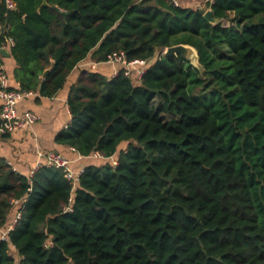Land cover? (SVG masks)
<instances>
[{
  "label": "trees",
  "instance_id": "16d2710c",
  "mask_svg": "<svg viewBox=\"0 0 264 264\" xmlns=\"http://www.w3.org/2000/svg\"><path fill=\"white\" fill-rule=\"evenodd\" d=\"M12 1L0 48L12 40L21 90L53 95L86 57L146 63L70 85L56 141L85 160L74 189L0 156V225L21 210L0 264H264V0ZM177 43L201 69L163 54Z\"/></svg>",
  "mask_w": 264,
  "mask_h": 264
},
{
  "label": "crops",
  "instance_id": "0c3cea01",
  "mask_svg": "<svg viewBox=\"0 0 264 264\" xmlns=\"http://www.w3.org/2000/svg\"><path fill=\"white\" fill-rule=\"evenodd\" d=\"M175 1L176 4L185 7L203 8L208 0ZM1 49L5 52H0V66L7 74L9 85L17 87L19 83L14 74L16 62L10 52V42ZM119 68L118 62H97L86 57L73 68L65 84L53 95L45 96L38 91H30L17 102L16 109L19 114L32 111L37 115V119L26 127L13 130L6 135L0 134V156L6 159L18 173L26 176L31 175L37 164L44 160L43 157L38 156L39 152L58 151L71 160L75 170L84 168L85 160L75 149L56 141L57 134L70 122L68 104L70 85L89 69H98L114 75Z\"/></svg>",
  "mask_w": 264,
  "mask_h": 264
},
{
  "label": "built area",
  "instance_id": "2783aa9c",
  "mask_svg": "<svg viewBox=\"0 0 264 264\" xmlns=\"http://www.w3.org/2000/svg\"><path fill=\"white\" fill-rule=\"evenodd\" d=\"M8 7H13L12 0H5ZM175 3L176 1L173 0ZM8 42H12L9 39ZM118 62L124 65L125 74H129L132 69L136 70V75L139 78L145 69L146 61L143 59L127 60L123 51L113 52L109 55L107 62ZM30 91L21 90L19 86L11 87L8 82V77L4 69L0 66V134L9 133L13 130L26 127L37 119V115L32 111H26L19 114L16 109L17 102L26 96ZM74 149L73 147H71ZM39 157L44 160L40 161L36 167L41 164L52 165L62 170L66 179L72 184V188L77 185L79 176L84 168L74 169L71 160L58 151H48L47 153H38ZM93 156H100L98 152H94ZM114 163L116 161L114 160ZM21 200L15 199L14 203L18 204ZM21 216V210L15 211L12 219L6 226L0 225V239L9 240V231L13 229L15 223ZM13 247V246H12ZM15 264V263H14Z\"/></svg>",
  "mask_w": 264,
  "mask_h": 264
},
{
  "label": "water",
  "instance_id": "95a60500",
  "mask_svg": "<svg viewBox=\"0 0 264 264\" xmlns=\"http://www.w3.org/2000/svg\"><path fill=\"white\" fill-rule=\"evenodd\" d=\"M43 3H46V0H43ZM203 16L205 17V19H207L208 21H210L212 23H215L218 21V19L213 16V12L210 8H208L204 11ZM0 52L4 53L5 51L0 48ZM163 54L167 55V56L180 54L181 56L188 59L193 65L197 66L200 69L202 68L201 64L198 61L197 50L195 47H193L190 44L177 43V44H172V45L166 46L163 50ZM53 63H54V61L51 60V65L43 71V75H42L43 77L50 70Z\"/></svg>",
  "mask_w": 264,
  "mask_h": 264
},
{
  "label": "rangeland",
  "instance_id": "374dc122",
  "mask_svg": "<svg viewBox=\"0 0 264 264\" xmlns=\"http://www.w3.org/2000/svg\"><path fill=\"white\" fill-rule=\"evenodd\" d=\"M112 162L114 163V160ZM12 252L15 254V257H17V252H15L14 250H12Z\"/></svg>",
  "mask_w": 264,
  "mask_h": 264
}]
</instances>
